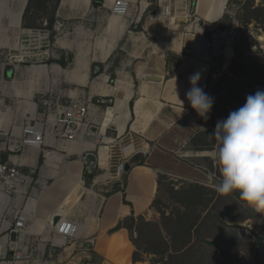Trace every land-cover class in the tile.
<instances>
[{
    "label": "rangeland",
    "instance_id": "1",
    "mask_svg": "<svg viewBox=\"0 0 264 264\" xmlns=\"http://www.w3.org/2000/svg\"><path fill=\"white\" fill-rule=\"evenodd\" d=\"M70 1L85 6L73 10L67 5L60 9V0H0V45L18 49L24 30L45 28L51 30L49 41L54 47V56H43L39 64L47 66L31 68L30 64L18 65L17 71L7 76L8 90L15 80L18 85L25 82V85L17 86L15 90L20 87L22 90L19 91H27L28 94L41 86V89L53 88L58 96H65L68 91L86 98L93 96L94 99H100L101 96L107 101L101 108V111H105L106 107H112L117 98L122 97L114 92L103 96L102 91L112 90L115 86L117 88L118 81H130L132 89H137L138 83L133 78L132 69L144 57L141 55L144 45L157 47L162 41L168 42L173 38L187 40V36L189 39L193 35L197 49L196 29H202L201 36L204 39L215 33L221 36L222 42L230 41L234 55L227 66L224 67V55L213 56L209 64L210 76L205 91L215 99L208 118L198 116L193 110L187 123L171 130L164 145L149 149L146 157L138 156L142 163H149L157 174L158 191L149 211L137 216L134 222L127 218L124 224L129 227V238L137 251L134 254L146 264H264V209L249 206L240 199L238 193L221 194L216 191L215 185L219 182L220 174L214 156L217 142L211 136L218 120L226 119L230 111L242 106L248 94L258 89L264 90V0H226L212 33L205 31L204 25L214 20L201 18L195 13L197 0H186L187 14L177 17L179 19L175 20V25L171 24L170 19L154 17L160 8L159 0H136L131 2L130 14L135 13L134 18L118 19L125 28L117 40L115 32L111 30L113 27H109L113 15L108 5L104 8L102 1L94 3L99 0H91V3L90 0ZM167 1L174 16L178 0ZM212 1L217 11L223 0ZM144 3L145 11L139 15ZM58 9L61 11L58 12ZM52 18H59L63 25L54 23ZM112 42H115V48L104 58ZM42 43L38 45L40 49L32 48L29 52L35 56L37 52H43L45 42ZM182 53L198 58L193 47L183 48ZM75 67L85 70L86 78L83 82L69 83L65 71H72ZM36 75L49 78L38 80ZM105 76L107 81L103 84L101 80ZM27 81L29 83L26 84ZM118 91L124 92L122 88H118ZM48 97L44 95L41 98L46 100ZM7 102L13 108V117H18L14 126V130L18 131L20 117L29 100L24 97ZM113 113L118 119L120 114L115 110ZM112 134L109 132L108 137L116 139V134ZM126 137L125 132L112 144L114 151L121 140L123 143L127 141ZM111 141L105 140L108 145ZM81 151L82 148H78L77 152ZM23 153L28 157L32 155L29 151ZM38 155L34 168L26 164L22 167L32 179L24 201H39L41 197L38 209L45 214H52L67 191L60 182L67 169L61 164L56 171L46 168L43 153ZM57 155L65 157L67 166L80 160L78 156H68L65 150ZM99 169L95 167L90 174L85 171L79 177L83 187L93 189L96 195L102 192L100 189L104 186L94 185L93 181L98 175L109 173ZM53 174L63 176L56 178ZM59 184V192L56 193L54 188ZM110 186L113 185L107 186L102 197L111 194L113 187ZM45 187H50L51 193H45ZM82 192L76 196L80 197ZM96 205L93 199L83 194L80 202L64 214L77 220L80 225L92 224L90 216L97 217ZM67 207L55 213L56 220ZM37 215L40 218L38 212ZM29 226L34 228L35 224L30 223ZM88 259L92 261L91 256Z\"/></svg>",
    "mask_w": 264,
    "mask_h": 264
},
{
    "label": "crops",
    "instance_id": "2",
    "mask_svg": "<svg viewBox=\"0 0 264 264\" xmlns=\"http://www.w3.org/2000/svg\"><path fill=\"white\" fill-rule=\"evenodd\" d=\"M100 1H102L103 4V0L94 1V3H101ZM131 1L135 2L136 0ZM110 2L111 0H108L107 3L110 4ZM197 3L198 5L195 7V13L197 14V9L201 18H211L212 20L219 19V17L215 18L217 11L216 8H213L214 2L212 0H209V2L208 0H198ZM65 5L72 7L73 10L80 9L85 6L82 3L77 4L76 2H72L70 0H66L65 2L60 0L59 8L62 9ZM106 5L107 4H105L104 8H106ZM145 6V3L142 4L139 15L145 11L143 10ZM60 9H58V12ZM134 16L135 13L130 14L128 18H134ZM111 18L109 27H113L111 30L115 32V38L117 40L125 26L118 22V19L114 17ZM52 21L54 23H62L63 25V22L59 20V18H52ZM191 36L193 38L191 37L188 39L187 36V40L181 38L180 40H177L176 38H173V40H168V42L162 41L158 43L159 45L157 44V47L144 45L145 48L142 49L144 51L141 54L144 57L142 60L137 61V63L133 65L132 69L133 78H135L138 83L137 89L133 90L132 84L129 81H118L127 84L126 88H122L124 92H119L118 87L116 88L117 90L115 88H112V90H104L105 93L114 92L120 94L122 97L117 98L114 103V110L115 112H118L120 116L116 119L112 135L116 134L117 131L119 137H121L126 132L128 137V133H130L136 146H146L144 150L148 149L149 152V149L164 145L170 137L171 130L187 123V121L192 117L193 110L185 100V92L191 87L189 79L194 73L199 72L201 74V78L197 82V85L203 87L205 90V85L210 76V66L205 64L199 56L198 58H192L182 53L183 48L185 47L190 49L192 47L196 48L195 38L193 35ZM115 42H112L106 50L104 58L108 57L114 50ZM200 44L201 40L198 38V49ZM65 73V77L68 79L69 83H78L79 81L83 82L86 78L85 70H80L76 67L73 68L72 71H65ZM36 76L38 80H48L49 78V76ZM101 81L105 84L107 76L102 78ZM19 90L22 89L19 87L15 90V92L18 96H22L24 91ZM75 95L79 94L75 93ZM23 97L28 99L30 98V94L25 92ZM179 100L184 101V110L182 109V104ZM38 106L42 109L43 103L41 102ZM7 117L8 115H6L5 118ZM110 138L112 137H105L104 141L106 139L111 141ZM93 141L94 138L90 139L87 146L90 147ZM120 143H123L122 140ZM85 149L86 147H83L82 151L78 154L80 155L83 153ZM140 155L146 157V155ZM138 156L139 155L129 162L130 169L126 172L124 181L121 183H112L113 186L110 187H113V190L108 197H102V192L106 191L108 188L107 186L110 185V183L104 184V187L100 189L102 192L98 195H96L93 189L89 190L83 187L81 179L79 180L82 170L80 160L69 163L68 166L65 165L66 167H64L67 171L64 176L63 174H53V177L56 178L63 176L60 179V182L64 184L67 190L61 203L58 204L57 209H62L64 206H68L70 208L67 207L66 211L63 213L71 211V204L73 202L68 200V196H71L72 194L77 195L81 192V190H83V193L80 194L79 199L83 194H86V197L93 199L98 205H96V210H98V213L96 212L97 217L90 216L92 224L84 223L80 225V223L74 219L75 223L79 224L82 232L81 241H78V244L92 239L93 244H90L89 248L85 249L77 247L73 249L70 247L68 248L69 250L67 249L68 251L64 250L61 253L53 254L52 257H50L47 252L48 247L46 245L50 236L42 234L40 237L41 240H37V242L41 245L40 250H44V256H42L40 252L37 253V251H35L32 252V262L20 260L10 262L5 261L1 264H60V262H62L61 264H146V262L143 259L140 260V258L138 261L133 260L134 253L137 251L135 250L132 241H130L129 230L123 225L124 220L127 218L131 216H134L135 218L137 216H143L147 211H149L158 191L157 174L154 172V169L149 165V163H138L141 162ZM37 159L38 158L36 157L34 158L32 162L33 166L36 165ZM99 166V170L101 172L107 171L109 165L107 164V158L104 152H100ZM82 171L84 174V170ZM107 174L109 173H105L103 176ZM101 177H98L99 180ZM60 185L61 184H59L57 188H54L56 193L59 192L58 188H60ZM78 185L79 189L75 190L74 186L76 187ZM44 189H46L45 193H51L50 187H45ZM99 197L101 200H99ZM40 200H42L41 197L39 201ZM39 201L32 199L28 202L26 207L29 211H34L36 215L37 212L40 214L39 216L41 220L37 215L36 221H39L35 223L34 228H32L35 231L48 228L45 224L44 218L51 213L47 212L45 214L40 211L37 206ZM77 204L78 203L74 204L72 207H75ZM57 209L55 213H58ZM55 213L49 218V221H52V224L57 222L60 217L62 218V215H59L56 220ZM6 237L7 236H5V234L0 235V252H4L6 250ZM32 238V236H29L30 240ZM43 247H45V249ZM90 256L92 261H89L88 259ZM94 258L98 261L97 263Z\"/></svg>",
    "mask_w": 264,
    "mask_h": 264
},
{
    "label": "built area",
    "instance_id": "3",
    "mask_svg": "<svg viewBox=\"0 0 264 264\" xmlns=\"http://www.w3.org/2000/svg\"><path fill=\"white\" fill-rule=\"evenodd\" d=\"M102 7H105L104 0ZM165 7L169 8L167 11L171 14L170 5L166 3ZM108 9L113 16L120 19L128 18L131 13V1L114 0ZM215 27L216 24L207 23L204 25V30L211 32ZM24 31L18 49L10 48L7 45L0 46V211L5 209L0 222V235L5 234L7 236L6 250L0 252V264L5 261L20 260L32 262V252L35 251L44 256V250H40L41 245L37 242V240H41L42 234L50 236L46 244L50 257L53 254L61 253L60 250L64 251L70 247L74 249L78 247L82 232L79 224L75 223L74 218L60 217L57 222L52 224V221H49V216L54 213H50L44 219L45 224L50 229L49 233H46V231L36 232L30 228V223L35 224L39 220L36 221L34 211H26L30 199L24 201V196L29 192L28 185L32 179L30 174L26 173L22 167L26 164L28 167L34 168L32 165L35 158L33 152L38 150V153H43L44 166L47 168L48 166L45 165L47 154L57 155L58 152H62L68 147L65 150L68 156H78L82 170L90 174L95 167L100 168L99 149L106 143L104 138L108 137L109 132L114 131L115 128V123L111 122L102 131L105 112L107 109L114 107V105L106 107L105 111H101V107L107 103L103 97L99 96L100 99H94L93 96L86 98L85 96L71 95L70 91L65 96H58L53 88L41 89V86H35L36 88L31 90L32 98L29 99L33 107L27 106L26 109H23V114L20 117V128L18 131L14 130L18 117H13V108L7 101L24 99V93L28 92L24 91L22 96H17L14 87H22L25 82L18 85L15 80L11 82L8 90L7 76L16 72L19 68L18 65L30 64L31 68L37 66L36 64H38V67L47 66L46 64L39 65L43 56L47 58L54 56V47L51 46L49 41L51 30L39 28ZM220 38L221 36L212 33L209 38L204 39V47L207 53L206 63L211 64L213 56L224 55V50L230 41L225 43ZM43 41L45 42L43 52H37L36 56L29 52V49L32 48L40 49L41 47H38V45L43 44ZM27 83L29 82L27 81ZM44 95L49 97L43 100L41 97ZM41 102L43 103L42 109L38 107ZM6 115H8L7 118H5ZM92 138H94L93 149L86 148L79 155L76 149L81 146L85 147L83 145L88 144ZM114 138L116 139L110 138L113 142L109 144L110 150L108 151L109 166L107 171L109 174L96 182V179L104 174L98 175L93 181L94 185L121 183L126 173V164H129L137 155H146L148 152V149L144 150L146 146H136L130 133H128L127 141L118 144L117 150L114 151L115 148L112 144L120 138L117 131ZM70 150L71 152H69ZM25 151L31 152L32 155L25 156L23 153ZM92 157H94L93 165H91ZM112 159L114 160L112 161ZM82 170L81 174H83ZM23 202L24 206L22 205ZM29 236L33 238L30 240ZM56 239H64V241L62 244H58ZM86 242L93 244L92 239L86 240ZM43 248L45 249V247Z\"/></svg>",
    "mask_w": 264,
    "mask_h": 264
},
{
    "label": "clouds",
    "instance_id": "4",
    "mask_svg": "<svg viewBox=\"0 0 264 264\" xmlns=\"http://www.w3.org/2000/svg\"><path fill=\"white\" fill-rule=\"evenodd\" d=\"M200 78L199 72L190 77L185 100L207 119L215 98L197 85ZM179 101L184 110V101ZM211 136L217 142L214 156L220 174L216 191L238 193L249 206L264 209V90L248 94L242 106L218 120Z\"/></svg>",
    "mask_w": 264,
    "mask_h": 264
},
{
    "label": "bare ground",
    "instance_id": "5",
    "mask_svg": "<svg viewBox=\"0 0 264 264\" xmlns=\"http://www.w3.org/2000/svg\"><path fill=\"white\" fill-rule=\"evenodd\" d=\"M105 1V4H107L108 6H111V4L114 2V0H111V2H110V4L109 3H107L108 2V0H104ZM131 1V0H130ZM160 1V8L158 9L159 11H158V13L154 16V17H159L160 19H167V20H171V24L172 25H175V20L176 19H179V18H177V17H184V16H186V14H187V10H186V4H185V0H178L177 1V5H178V8H177V12H176V14H174V16H172V14H170L168 11H167V9L169 10V8L168 7H165V4L166 3H168V1L167 0H159ZM198 1V0H197ZM132 2V1H131ZM225 2H226V0H223L221 3H220V5H219V7H218V10H217V12H216V14H215V18H220V16L222 15V12H223V10H224V7H225ZM196 5H198V3L196 2ZM141 8H142V6H141ZM140 8V9H141ZM140 9H139V12H140ZM196 12H197V14L199 15V13H198V11H197V9H196ZM22 15V14H21ZM200 16V15H199ZM114 18H116V19H119L120 20V18H118V17H116V16H113ZM201 17V16H200ZM217 20H214V21H211L210 22V24L211 23H215ZM211 27H213L212 25H210ZM195 32L198 34V38H200V40H201V44L199 45V52L197 51V49L196 48H194V50H195V52L197 53V56H199L202 60H203V62L205 63V64H207L208 66H209V64L208 63H206L205 62V60L207 59V53H206V49H205V47H204V37H202L201 36V34H202V29H196L195 30ZM260 39L262 40V37H260ZM0 46H4V45H0ZM233 55H234V52H233V48H232V46H231V44L230 43H228V45H227V47H226V49L224 50V57H225V67L227 66V64H228V61L233 57ZM34 67H38V66H34ZM33 67V68H34ZM130 82V81H129ZM126 86H127V84L126 83H122V82H117V87L118 88H126ZM17 87V86H16ZM16 87H14V88H16ZM116 89V88H115ZM117 90V89H116ZM71 93V95H73L74 93L72 92V91H70ZM103 92V96H105L107 93H105L104 91H102ZM39 93V92H38ZM30 94V98H28L27 100H29V99H31L32 98V94L31 93H29ZM18 96V95H17ZM28 106L29 107H33V105H32V102H28ZM39 107V106H38ZM113 111H114V107H112V108H109V109H107V111L105 112V115H104V118H103V125H102V131H104L105 130V128H106V126H107V124H109V123H115L116 124V119H115V115H114V113H113ZM6 117V116H5ZM105 139V138H104ZM105 142V141H104ZM83 146H85L87 149H89V148H91V149H93V147H94V144L92 143L91 144V146L89 147V146H87V144L86 145H83ZM68 148V147H67ZM67 148H65V150H67ZM81 148L83 149V147L81 146ZM110 150V146L108 145V144H106L105 143V145L103 146H101L100 147V149H99V153H98V156H99V163H100V152H104L105 153V156H106V158H107V161H108V151ZM78 151V149H76V152ZM69 152H71V150L69 151ZM78 153V152H77ZM33 155H34V157H36V158H38V150H36V151H34L33 152ZM37 161H38V159H37ZM65 162V157H63V156H60V155H56V154H51V153H49V154H47V160L45 161V165L46 166H48V167H51V169H53V170H58V169H60V166H59V164H61V166L63 165V163ZM33 165V164H32ZM36 166V165H35ZM34 166V167H35ZM65 166V163H64V165L62 166V167H64ZM61 167V168H62ZM81 174V173H80ZM71 175V174H70ZM103 176V175H102ZM107 175H105V176H103V177H101L100 178V180L101 179H103V178H105ZM99 180V178H97L96 179V181L98 182V181H100ZM68 182V181H67ZM68 185V184H67ZM73 186V185H72ZM69 188V187H68ZM74 189L75 190H78L79 189V185L78 186H74ZM85 190V189H84ZM91 192V191H90ZM83 193V192H82ZM70 194V193H69ZM88 198V197H87ZM30 200H32V199H30ZM68 200H70L71 202H73L71 205L73 206L74 204H76V203H79L80 202V199H79V197H77L75 194H72L71 196H68ZM66 201V200H65ZM67 204V203H66ZM4 206V205H3ZM71 206V209H73L74 207H72ZM27 207V206H26ZM68 208H70V207H68ZM70 209V210H71ZM4 210L5 209H2L1 211H0V222L2 221V218H3V215H4ZM36 210V209H35ZM26 211H29L27 208H26ZM58 211H62V209L61 208H59L58 209ZM36 214V213H35ZM61 215H62V218H64V217H66V215L64 214V213H61ZM35 218H37V215L35 216ZM49 218H50V216H49ZM41 220V219H40ZM96 222V221H95ZM45 232L46 231V233H49L50 232V229H49V227L46 229H43V230H40V231H36V232ZM63 241H64V239H56V243H58V244H62L63 243Z\"/></svg>",
    "mask_w": 264,
    "mask_h": 264
},
{
    "label": "water",
    "instance_id": "6",
    "mask_svg": "<svg viewBox=\"0 0 264 264\" xmlns=\"http://www.w3.org/2000/svg\"><path fill=\"white\" fill-rule=\"evenodd\" d=\"M93 163H94V157H92V159H91V165H93ZM129 169H130V165L126 164L125 171L128 172ZM78 247L79 248H89L90 247V243L89 242H82V243L78 244Z\"/></svg>",
    "mask_w": 264,
    "mask_h": 264
},
{
    "label": "trees",
    "instance_id": "7",
    "mask_svg": "<svg viewBox=\"0 0 264 264\" xmlns=\"http://www.w3.org/2000/svg\"><path fill=\"white\" fill-rule=\"evenodd\" d=\"M140 164H142V162H140ZM128 219L134 222V221H137L138 218H135L134 216H131ZM123 225L125 226L124 222H123ZM125 228H127L129 230L128 226H125ZM139 258L140 257H136V255L134 254V256H133V260L134 261H138Z\"/></svg>",
    "mask_w": 264,
    "mask_h": 264
}]
</instances>
